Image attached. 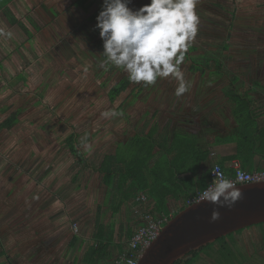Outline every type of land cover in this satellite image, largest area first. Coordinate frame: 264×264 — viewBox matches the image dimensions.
Listing matches in <instances>:
<instances>
[{
    "label": "rangeland",
    "instance_id": "obj_1",
    "mask_svg": "<svg viewBox=\"0 0 264 264\" xmlns=\"http://www.w3.org/2000/svg\"><path fill=\"white\" fill-rule=\"evenodd\" d=\"M76 1L14 0L9 4L32 38L0 13V123L20 113L18 126L0 131V242L8 256L31 236L39 238L35 232L40 227L48 229L49 237L55 236L54 229L69 233L59 238L56 260L63 264H72L95 241L97 209L104 206L106 187L99 176L75 167L68 136H77V148L93 166L114 153L119 141L116 132L125 129L124 124L131 130L141 124L144 114L156 111L155 120L171 130L192 113L200 117L218 110L220 92L227 89L225 79L211 84L215 79L191 73V63L184 62L181 68L192 88L182 97L174 94L177 82L165 78L138 99L139 85H132L111 103V89L127 73L118 69L103 86L109 70L99 66L103 59L98 56L103 49L96 45L99 32L87 21L101 6L86 14L74 6ZM146 3L149 0H133L130 6ZM197 14L200 24L191 43L198 48L194 57L215 54L222 43L228 44L227 68L240 76L239 91H246L253 79L264 75V0H198ZM31 21L40 26L39 32ZM113 109L123 115L102 116ZM177 110L180 114H175ZM169 119L173 121L166 123ZM111 212L112 207H102L103 224ZM123 212L116 217L118 222L127 220L128 210ZM263 233L264 226H257L237 238L241 252L235 264H264ZM75 235L79 240L70 247ZM202 263L214 264L206 258L198 264Z\"/></svg>",
    "mask_w": 264,
    "mask_h": 264
},
{
    "label": "trees",
    "instance_id": "obj_2",
    "mask_svg": "<svg viewBox=\"0 0 264 264\" xmlns=\"http://www.w3.org/2000/svg\"><path fill=\"white\" fill-rule=\"evenodd\" d=\"M13 1L0 0V13L2 12L12 25H20L29 38H32L33 34L23 23L18 21L12 12L9 4ZM102 2L103 0H77L74 6L88 14L92 7H100ZM100 10L101 8L87 20L93 29ZM31 22L35 26L34 22ZM35 29L39 32L41 28L36 24ZM95 31L98 33V30ZM96 45L98 49H102L100 39ZM228 48V44L222 43L215 54H202L194 57V53L197 52L198 48L190 46L185 62L191 63L189 67L191 73L215 79L210 81L211 84H215L216 80L220 79L227 81V89L224 93L232 103L234 116L240 123L236 158H249L256 149L263 151L264 127L259 128L256 124L259 113H256L254 101L249 98L250 89L239 91L240 76L230 72L227 68L226 64L229 57L224 52ZM118 71L116 68H110L108 78L103 86H106L108 80L112 79ZM132 85L137 86L138 84L130 83L127 76L122 79L111 89L109 93L110 102H116ZM254 85L264 89V86L259 83L255 82ZM149 87L139 85L135 98L141 97ZM19 114V112L10 114L1 122L0 131H11L18 126ZM156 116L157 113L154 116L146 113L136 134L126 143H120L114 154L104 155L99 163L93 166L85 160V153L77 148V136L72 134L66 139L70 146L69 151L72 153V157L76 159L75 167L81 170H90L92 174L99 176L101 184L107 187L109 196H106V201L103 202L104 206L113 205L115 200L117 201L116 206L113 207V215L119 214L123 206L136 201V198L142 194L147 199V202L143 204L144 213H148L156 219L165 216L170 221L177 213L187 207V202L191 198L204 191L210 183L213 165L209 166L210 152L203 148L200 139L192 135L172 133L170 127L162 125V123L157 122L153 125ZM219 141L220 139H217L218 143ZM77 177L76 175L75 178ZM104 206H99L97 210L96 232L93 233L95 241L86 251L81 253V256L75 259L74 264H106L114 259V248H119L118 256L124 252L125 247L122 244L115 246L116 232L114 226L101 223V211ZM172 206L178 207V210L172 213ZM263 226L264 223L258 225V227ZM242 232L243 230L215 242L218 246H221L223 258L221 264H231L234 263V259H238L240 249H238V246L234 247L233 241L235 240L234 235H241ZM132 236L133 232L130 227L126 232V240L129 241ZM78 240L79 237L75 235L70 247H75ZM212 248L213 245L211 244L204 250L209 251ZM216 253L218 254L217 259H220V250ZM0 256L3 257L4 254ZM117 258L115 257V259ZM261 258L264 259V257ZM195 261V259L186 263L178 261L175 264H194Z\"/></svg>",
    "mask_w": 264,
    "mask_h": 264
},
{
    "label": "clouds",
    "instance_id": "obj_3",
    "mask_svg": "<svg viewBox=\"0 0 264 264\" xmlns=\"http://www.w3.org/2000/svg\"><path fill=\"white\" fill-rule=\"evenodd\" d=\"M132 4L133 0H103L94 26L102 41L99 66L104 71L120 69L130 83L144 87L170 78L177 82L175 96L182 97L192 88L181 65L198 32V0H149L138 8ZM122 115L114 109L102 113L104 118ZM214 174L216 178L197 204L207 201L231 210L242 199V192L219 170ZM219 218L214 210L210 222Z\"/></svg>",
    "mask_w": 264,
    "mask_h": 264
},
{
    "label": "crops",
    "instance_id": "obj_4",
    "mask_svg": "<svg viewBox=\"0 0 264 264\" xmlns=\"http://www.w3.org/2000/svg\"><path fill=\"white\" fill-rule=\"evenodd\" d=\"M259 79L260 80L253 79L254 81L252 83V86L249 88L250 90L249 89L247 90H249L250 92L249 98L252 99V101H254V105H255L254 109L256 113H259L258 114L259 118L256 120V124L259 128H263L264 127V89L258 87L257 85H254V83L256 82L259 83L261 86H264L262 82V80H264V75L263 77L259 76ZM224 92H225L224 90H221L220 92V103H219L220 106L218 107V110L216 109L212 112L208 111L207 114H200L203 117L201 116L198 117L197 115H195L198 113H192L188 115V117L185 116V118H182V120H186V121H182L180 123L181 125H178L179 123H174V125L171 127L170 132L172 133L177 132V133L198 137L201 143L203 144V148L210 152L209 166L211 167L214 163H220V165L227 171V173L230 176L234 174L233 165L237 162L244 170L247 169L253 172L258 170H263L264 146H263V151L260 149H256L254 154H251L249 158L246 157L236 158L240 123L238 122V119L234 116L233 105L226 98ZM172 102H177V100H173ZM180 112L181 110H177L175 114H180ZM155 113L156 111H154L153 114H150V116H154ZM145 115L146 114H144L142 120H144ZM195 119L197 120L195 121ZM157 120L154 119L153 125L158 122ZM172 121L173 120L169 119L165 122L170 123ZM138 124L136 127L132 128L131 130L126 128L124 124L122 128L125 129L116 132V134L119 133L117 135L119 141L115 147L114 153L117 151V148L120 143H126L132 136L136 134L138 127L141 125ZM217 139H220L219 143L217 142ZM86 171L90 172V170H86ZM107 195H108V189L106 187L105 196H104L105 198L103 199V202L106 201ZM116 204L117 201L115 200V203L113 205L104 206V208L112 207L111 216L106 221L105 224H112L114 226L116 232L115 246L117 244L119 245L122 244V246L126 248L128 242V240H126L127 229L131 227L133 233L135 232V230H137V228L142 223L140 216L144 214L145 208H143V205H140L139 203L137 204L136 201H134L132 203H128L125 206H123L119 214L113 215V207H115ZM123 210L124 211L128 210V218L125 222L122 221L118 222L116 220V217L117 216L121 217L124 214ZM177 210L178 207L177 209L176 207L174 208L171 207L172 213ZM101 217H102L101 223L103 224L104 219H103L102 211H101ZM96 218H97V214H96ZM54 225L56 228H62L57 223H55ZM39 230L38 232H35V233H39L40 235L39 238H35L31 236L29 241L27 240L26 242H21L20 246L16 248L12 256L10 255L11 253H9L8 256L5 250L3 249L1 250V248L3 247V243L0 242V255L4 254L3 257L0 256V259L5 258V261L4 260L0 261V264H63L62 260L60 259L56 260V258L58 257L57 251H58L59 238H61L64 235L68 236L69 233L66 232L65 229H62V231H57L56 229H54L56 232H52V233H55V236L49 237L50 232L48 231V229L44 231L43 227L42 228L40 227ZM46 235H48V237ZM71 242L69 243V246ZM118 251H119L118 247L113 249L114 259L112 260L111 264H115V260H116L115 257L117 258L119 253ZM77 257L74 258L72 264H74V261Z\"/></svg>",
    "mask_w": 264,
    "mask_h": 264
},
{
    "label": "water",
    "instance_id": "obj_5",
    "mask_svg": "<svg viewBox=\"0 0 264 264\" xmlns=\"http://www.w3.org/2000/svg\"><path fill=\"white\" fill-rule=\"evenodd\" d=\"M242 199L229 210L203 201L187 206L162 229L138 264H175L218 239L264 223V181L236 186ZM220 218L211 221L213 211Z\"/></svg>",
    "mask_w": 264,
    "mask_h": 264
},
{
    "label": "built area",
    "instance_id": "obj_6",
    "mask_svg": "<svg viewBox=\"0 0 264 264\" xmlns=\"http://www.w3.org/2000/svg\"><path fill=\"white\" fill-rule=\"evenodd\" d=\"M233 169V176H229L227 171L220 164L214 163L211 168V180L209 185H211L216 178L214 173L217 170L223 174L224 178L231 179L236 186L264 181V170L248 172L244 170L238 162L233 165ZM202 192L196 197L191 198L187 202V206L197 202ZM136 202L143 205L147 202V199L145 195L140 194ZM141 220L142 223L137 230H135L132 238L127 242V247L124 252L115 260V264H138L145 250L159 237L163 227L169 222L168 217L162 216L156 219L148 213L142 214ZM77 230L78 228L76 226L75 231L77 232Z\"/></svg>",
    "mask_w": 264,
    "mask_h": 264
},
{
    "label": "flooded vegetation",
    "instance_id": "obj_7",
    "mask_svg": "<svg viewBox=\"0 0 264 264\" xmlns=\"http://www.w3.org/2000/svg\"><path fill=\"white\" fill-rule=\"evenodd\" d=\"M251 228H254V226L251 227ZM249 230H250L249 228L246 229V230H243V232L241 233V235L242 234L244 235L245 232H249ZM241 235H234L235 240L233 241L234 242V247L235 246H238L239 247L238 249H240V251H241V239L238 240L237 238L239 236H241ZM239 238H241V237H239ZM212 245H213L212 250L215 253L212 250L207 251L206 249L204 250V248H203V249H200V250H198V251L190 254L187 259H185V260H183L181 262L182 263H186V262H190V261H192V260L195 259L196 261H195L194 264H198L199 262H203V258H206V259H210L214 264H219V261H220V264H221V260L223 261L221 246H218L217 243L212 244ZM219 250H220V259H217V257H218L217 255L218 254L216 253V251H219ZM239 252H238V254H239ZM202 264H204V263H202Z\"/></svg>",
    "mask_w": 264,
    "mask_h": 264
}]
</instances>
